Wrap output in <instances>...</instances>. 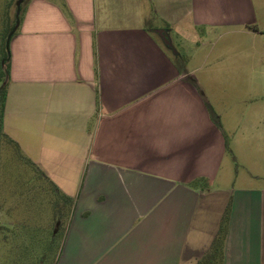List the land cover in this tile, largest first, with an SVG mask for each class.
<instances>
[{"label":"crops","instance_id":"1","mask_svg":"<svg viewBox=\"0 0 264 264\" xmlns=\"http://www.w3.org/2000/svg\"><path fill=\"white\" fill-rule=\"evenodd\" d=\"M231 35L263 40L264 0L28 2L4 132L75 201L57 264H199L227 212L222 264H264V170L215 188L232 153L205 91L217 77L200 84L179 59Z\"/></svg>","mask_w":264,"mask_h":264},{"label":"rangeland","instance_id":"2","mask_svg":"<svg viewBox=\"0 0 264 264\" xmlns=\"http://www.w3.org/2000/svg\"><path fill=\"white\" fill-rule=\"evenodd\" d=\"M29 1L0 0V63L7 51L9 35L19 26L18 16L22 18ZM262 39L256 42L252 36L231 35L206 41L201 49L195 44H186L179 50L180 64L196 70L194 75L200 84L208 75L217 77L213 78L215 87L205 91L221 118L220 123L227 129L228 153H232L222 170L227 178L223 181L220 177L215 188L240 187L244 177L264 170L263 166L257 171L254 165L264 151L256 150L250 141L264 132V125H254L255 121L264 120V36ZM3 81L0 72V86ZM220 86L224 89L217 88ZM240 117L245 120L237 132ZM70 209L68 201L43 174L27 162L16 146L0 136V264L20 262L25 251L37 263L46 252L45 243L51 236H55V241L51 254L47 249L50 257L47 264L58 262L64 234L71 222ZM69 256L73 262H80V257H84L73 252Z\"/></svg>","mask_w":264,"mask_h":264},{"label":"trees","instance_id":"3","mask_svg":"<svg viewBox=\"0 0 264 264\" xmlns=\"http://www.w3.org/2000/svg\"><path fill=\"white\" fill-rule=\"evenodd\" d=\"M21 20H22V18L18 16V22H19L18 25L19 26L21 24ZM19 26L17 28H15L14 30H12V32L10 33L9 38H8L9 41H8V45H7V51H6V53L4 52L3 59L1 60V63H0V72L3 74V77H4L3 85L0 86V136L2 138H5V140L9 144H13L14 146H16V148L21 152L19 146L4 132L5 103H6L7 87H8V83L10 80V67H11L10 42H11L13 36L16 34ZM218 123H219V121H218ZM24 158L27 160L28 163H30V165H32L34 168H36V170H38L41 174H43V176L48 180V182L52 185V187H54L55 191H57L60 195H62V197L66 201H68V203L71 205L70 214L72 215L74 207H75V201L73 199L67 197L66 195L62 194L57 189V187L45 176V174L34 163H32L25 156H24ZM228 224H229V212H227L226 216L224 217L221 231H220L219 235L217 236L212 248L210 249V251L206 254V256L203 258V260L199 264H222L223 257H224V244H225V239H226L227 233H228ZM66 232H67V229L65 231L64 236H66ZM53 233L55 234V231ZM50 238H49L50 240H48L45 243L46 252H44L37 259V263H34V260H32L31 255H30L31 258H29L28 253L25 251L23 256L20 257L21 261L20 262L18 261V263L15 261L16 264H47V262L50 259L49 252L51 254V249H52V246L54 245L53 243L55 241V236H51ZM32 241H33V243L36 242L35 239H33ZM48 248H49V252H47ZM58 259H59V257H58ZM55 264H57V260H56Z\"/></svg>","mask_w":264,"mask_h":264},{"label":"water","instance_id":"4","mask_svg":"<svg viewBox=\"0 0 264 264\" xmlns=\"http://www.w3.org/2000/svg\"><path fill=\"white\" fill-rule=\"evenodd\" d=\"M158 33H159V35L161 36V38L163 39L165 45H166L167 47H169L170 49H173V45H172V43H171V41H170V39H169V36H168L167 32L164 31V30H161V31H159Z\"/></svg>","mask_w":264,"mask_h":264}]
</instances>
